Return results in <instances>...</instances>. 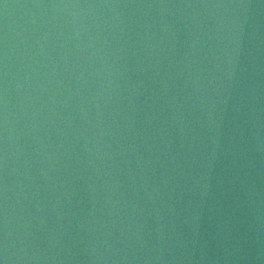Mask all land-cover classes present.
Instances as JSON below:
<instances>
[{
    "label": "water",
    "instance_id": "95a60500",
    "mask_svg": "<svg viewBox=\"0 0 264 264\" xmlns=\"http://www.w3.org/2000/svg\"><path fill=\"white\" fill-rule=\"evenodd\" d=\"M0 264H264V0H0Z\"/></svg>",
    "mask_w": 264,
    "mask_h": 264
}]
</instances>
